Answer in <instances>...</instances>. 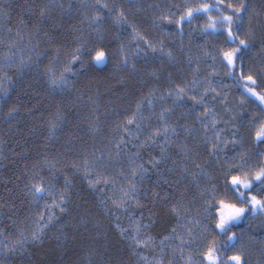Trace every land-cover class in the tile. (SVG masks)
I'll return each instance as SVG.
<instances>
[{"label":"trees","instance_id":"obj_1","mask_svg":"<svg viewBox=\"0 0 264 264\" xmlns=\"http://www.w3.org/2000/svg\"><path fill=\"white\" fill-rule=\"evenodd\" d=\"M133 1L129 23L139 25L143 37L136 45L138 28L107 24L108 38L100 43L101 37L85 33L81 16L54 15L45 0L7 3L8 28L31 34L43 56L22 72L0 105V241L10 246L0 264H147L136 237L150 240L143 250L151 259L164 255L165 264H182L188 255L208 264L212 247L219 264L233 255L264 264V213L249 214L220 233L218 209L204 191L215 185L217 201L227 197L244 206L225 176L261 164L254 134L264 122V105L245 85L253 87L247 81L253 75L256 92L264 95V0H243L250 5L243 27L255 45L245 52L243 77L239 62L233 70L223 60L234 46L226 33L205 35L201 26L199 34L185 28L181 34L175 24L161 31L156 28L167 21L161 16H181L174 12L178 2ZM194 1L197 7L215 2ZM162 41L165 47L156 48ZM92 47L108 53L106 65L93 66ZM77 48L81 71L69 89L56 90L47 70ZM180 84L186 87L183 101V94L175 95ZM206 122L210 126L203 128ZM239 156L248 160L237 172ZM33 185L48 193H36ZM241 190L264 199L259 190ZM232 232L237 240L225 248Z\"/></svg>","mask_w":264,"mask_h":264},{"label":"snow or ice","instance_id":"obj_2","mask_svg":"<svg viewBox=\"0 0 264 264\" xmlns=\"http://www.w3.org/2000/svg\"><path fill=\"white\" fill-rule=\"evenodd\" d=\"M105 7H107V5H105ZM213 11L217 13V16L212 15ZM43 15L44 13L42 12L41 16ZM200 16H207V22L201 30L203 34L211 35L215 33H226L228 42L234 46L223 52V60L226 61V66L233 70L238 66L239 62L241 77H243L245 52L255 46L254 39L250 38L252 36L251 30H246L243 27L246 17H250V5L244 3L243 0H241L238 5L232 3L225 5L224 0H215L212 4L202 3L198 7L189 6L184 15L180 16L178 20L174 19L172 16H161L160 20L164 21L166 19L169 24H175L177 29L183 34L184 23L187 21V23L191 24L194 18ZM96 19H99V17ZM241 32L244 33V38H241ZM260 43L262 47H264V33H262L260 37ZM83 47L87 48V45L85 44ZM149 47H152V45L149 44ZM155 50L156 49L153 48V51ZM82 54V49L77 48L70 63H75V61L80 60L81 65H83V60H81ZM88 55L91 57L94 67L104 66L108 62V53L103 48H89ZM169 55L171 54L169 53ZM65 71H70V68H66ZM247 81L253 85V87H249L247 84L245 85L247 92L252 96L257 97L261 104L264 105V95L258 94L255 90L259 85H257L254 76L247 75ZM52 83L57 87H64L69 81L65 75L61 74L58 80L52 79ZM261 83L264 84V80H262ZM180 92H184V89H180ZM192 99H195V97H192ZM241 103H243V101H241ZM15 111V108L12 109L11 112H9V116ZM203 115H206V113H203ZM53 128H55V125H53ZM164 131L165 134H167L168 129L166 128ZM172 132L175 133V129H172ZM157 135H159V133H157ZM233 135L235 136L236 133ZM254 139L260 146V150L256 155L259 156L261 164L257 167L249 168L247 171L243 172L242 175H232L231 172H229L228 175L231 177L230 180L228 179V175L225 176L226 186L231 188L232 191L241 198L244 206H237L235 203H225L223 199L217 201V188L215 185L204 190L206 193L210 194L209 199L213 202L214 207L218 209L219 218L218 222L215 223V229L219 230L220 233L227 234L228 232H231L232 228L239 222L245 221L249 214L254 216L257 212L264 213V199H258L256 195L246 194L245 191L241 190V188H243L248 190L249 193L259 190L261 193H264V122H261L258 127H255ZM121 143H123V141H121ZM115 147L119 149L121 144H116ZM215 147L216 146L213 145V148ZM239 159L241 164L236 167L235 171L237 172H240L241 169L244 168L248 157L239 156ZM97 162H103L102 155L97 158ZM157 163H159V161ZM197 167H199V165H197ZM141 168H143L142 165ZM33 188L38 194L48 193V190L43 186L38 187L33 185ZM63 210L64 209L61 208V211ZM208 218L215 221V212L209 211ZM35 238L36 237H34V239ZM236 240V233L232 232V235L227 236V241H225L224 247H228L229 243ZM181 242L183 243V240ZM217 251L218 249L215 247L208 249L206 253L208 264H219V257L216 255ZM228 264H246V262L241 255H233L229 257Z\"/></svg>","mask_w":264,"mask_h":264},{"label":"rangeland","instance_id":"obj_3","mask_svg":"<svg viewBox=\"0 0 264 264\" xmlns=\"http://www.w3.org/2000/svg\"><path fill=\"white\" fill-rule=\"evenodd\" d=\"M10 0H0V69H1V78H0V105L3 102V100L6 99L8 91L10 88L14 85L18 77L22 74L23 71L28 69V66L33 67L34 61H41L42 54L41 51H39V46L36 45V40L31 34H26L24 32L20 31H12L8 28V20H7V9L6 5ZM47 7L51 10V12L54 15L60 14L61 16L69 17V16H77L83 19V23L85 24V33L87 34H94V38L101 37L100 40L103 42L105 40L106 36H108V26H112L113 30L121 29L124 27L127 28H138L135 31V34L132 35V39L135 40L136 43L141 39L143 40V37L141 35V32L139 31L140 26L134 23L131 25L129 21L133 20L134 16H131L134 12V7H131L129 0H45ZM149 1H159V2H166V0H138L133 1L131 3H141L144 4L145 2ZM170 1V0H168ZM167 1V2H168ZM173 2H178L179 7L174 10V12L181 13V16L184 15L186 8L189 6L191 7H197L196 2L194 0H171ZM186 1V7L184 2ZM169 3V2H168ZM165 4V3H164ZM107 5V7H105ZM136 5V4H134ZM122 14V15H121ZM131 16V18H130ZM99 17V19H96ZM157 21V20H156ZM155 21V22H156ZM207 22L206 17L200 16L196 17L192 20L191 24H185L183 29L185 28V31L187 33L193 32L199 34V30L201 29V26H205ZM154 24L153 22H151ZM171 24L168 23V21L160 23L158 25V28H156V24H154V27L156 29H160L162 31L167 32ZM104 38V39H103ZM151 44V42H149ZM160 45H163V41L160 42L156 48H159ZM141 47H138V50H140ZM74 54V53H73ZM73 54L71 56H65L58 58L55 60V62L50 64L49 69L47 70L49 72V82L51 83L52 87L56 90L62 91V89H69L73 78L81 71L79 64L81 63L80 60L75 61V63H70ZM66 68H70V71H65ZM63 74L66 76L69 83L65 85L64 87H57L56 85H53L52 79H59L60 75ZM177 91L175 92V95L183 94L181 97V100L183 101L185 98V92L181 93L180 89H186L183 84H180L176 87ZM192 88V87H191ZM180 100V101H181ZM178 104L177 102H175ZM178 106V105H177ZM132 124V123H130ZM210 126L209 122L204 123L202 125L203 128H208ZM215 126V125H214ZM214 126H211V128H214ZM158 128V127H157ZM183 129V126L181 130ZM164 130V129H163ZM170 131V129H168ZM183 133V130H182ZM181 133V134H182ZM221 134V133H220ZM220 134L218 136V141L220 140ZM227 197H224V202L228 203L226 201ZM233 203V202H229ZM236 204V203H235ZM41 205H47V203H41ZM54 206H58V201H54ZM237 206H240V204H237ZM52 209V205H50ZM50 209V211H51ZM56 210V209H55ZM54 212V216H56V212ZM51 217L52 212H51ZM136 243H138L139 250L141 251L140 256L143 257L144 262L146 261L147 264H165V256L161 255L160 257H156L155 259L149 258L147 256L146 251H144V247L147 246V244L150 242V240H146L144 242H141L139 240V237H136ZM182 243V242H181ZM186 242H183L180 246V249H183L185 247ZM189 244V243H188ZM9 244L5 241H0V260L2 258H5V256L10 253L9 251ZM184 263L182 264H200L193 255H188L187 259H183ZM176 262V261H175ZM174 264V262H173Z\"/></svg>","mask_w":264,"mask_h":264}]
</instances>
